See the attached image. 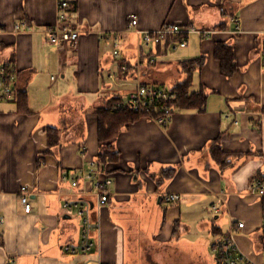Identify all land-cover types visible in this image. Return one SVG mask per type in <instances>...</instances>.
Listing matches in <instances>:
<instances>
[{
	"label": "crops",
	"instance_id": "obj_1",
	"mask_svg": "<svg viewBox=\"0 0 264 264\" xmlns=\"http://www.w3.org/2000/svg\"><path fill=\"white\" fill-rule=\"evenodd\" d=\"M71 2L70 17L81 36L75 48H58L44 32L58 22L57 0H0V59L14 65L30 109L22 113L14 100L0 102V264H138V248L130 242L151 236L161 247L173 244L209 264L203 255L208 242L200 236L206 230L211 248L218 234L234 233L239 249L261 264L263 206L250 185L264 175V68L258 53L264 0ZM133 14L140 30L180 25L194 31L185 47L150 51L157 59L150 64V52L140 51L139 36L129 29ZM231 14L240 17L241 32H234ZM20 22L30 28L16 32ZM206 30L208 36L200 32ZM114 36L120 57L113 55ZM220 41L236 50L237 70L230 77L222 74L214 55ZM201 55L207 61L195 71L191 90H205L206 109H176L166 126L141 116L124 127L113 142L118 158L106 163L113 183L102 207L83 180L73 187L72 178L81 176L102 149L96 111L114 97L125 98L138 82L174 89L185 79L180 63ZM116 66L114 79L110 74ZM214 145L229 154V164L215 161ZM171 168L173 175L159 182ZM23 185L31 190V213L21 204ZM81 194L94 202L95 245L71 253L63 245L80 243L82 222L64 202ZM165 194L180 199L167 201ZM215 203L221 206L215 219H224L210 227L202 212L208 208L209 213ZM238 222L245 226L238 228Z\"/></svg>",
	"mask_w": 264,
	"mask_h": 264
},
{
	"label": "built area",
	"instance_id": "obj_2",
	"mask_svg": "<svg viewBox=\"0 0 264 264\" xmlns=\"http://www.w3.org/2000/svg\"><path fill=\"white\" fill-rule=\"evenodd\" d=\"M58 2V22L49 28L45 29V34L51 44L58 48L71 47L75 48L79 42L81 32L77 29L75 22L70 17L71 0H57ZM221 11L227 13L226 7L222 6ZM229 21L236 24L234 32H241L240 17L231 14ZM27 22L17 23L14 27L16 32L29 29ZM129 29L136 32L139 36L140 51H153L157 46H165L167 51L173 52L179 47L187 45V35L194 31V29L183 28L180 25H165L157 30H140L138 28V18L135 14L130 16ZM1 32V29H0ZM204 36H208L210 31H200ZM115 49L113 55L120 57L122 51L120 50L117 36H114ZM258 53L260 62L264 68V33L261 34L258 42ZM141 55V53H140ZM148 63L155 64L156 56L154 53H148ZM121 69L124 72L129 71V66L122 65ZM119 66H116L110 77L116 78L119 72ZM53 78H55L53 76ZM18 80L14 65L8 59H0V102L15 100L19 91ZM177 99V93L173 89H164L162 87L151 86L142 82H138L133 90H131L125 98L117 103V108H128L134 112L141 113L144 116L156 121L162 126H166L170 121L171 116L176 110L173 102ZM88 184L86 190L94 193L97 197V204L99 207L105 205L110 199V186L113 180L106 174V162H100L97 159L88 161V168L84 169L81 176H74L72 178V186L80 187L81 181ZM250 191L256 194L263 206V222L260 229V242L257 249L263 256L264 264V175L255 179L250 185ZM21 204L26 213L33 211V205L30 200L31 190L27 185H23L19 191ZM90 194V193H88ZM167 201H176L180 199L178 194H165ZM93 200L87 195L81 194L75 199H68L64 202V208L71 211L76 209L81 217L82 233L79 244L74 242H67L63 248L71 253L78 251H89L94 248V241H92V230L94 224L91 221L90 211L92 209ZM215 213L220 212L221 206L215 203L211 206ZM4 223V217L0 215V224ZM244 222H238L237 227L243 228ZM213 256L216 264H260L256 263L248 256H246L238 247L234 233L218 234L212 244ZM13 261L10 260V264Z\"/></svg>",
	"mask_w": 264,
	"mask_h": 264
},
{
	"label": "trees",
	"instance_id": "obj_3",
	"mask_svg": "<svg viewBox=\"0 0 264 264\" xmlns=\"http://www.w3.org/2000/svg\"><path fill=\"white\" fill-rule=\"evenodd\" d=\"M71 9H73V4L71 2ZM215 57L220 61L221 72L226 77L232 76L237 70L236 63V50L235 47L225 43L217 42L215 44L214 50ZM207 61L205 55L193 58L180 63V70L185 75V79L178 83L173 89L177 93V99L173 102L176 109H197L198 111H204L207 105L208 94L205 90L201 89L198 91H192L191 86L193 83V76L195 71L201 70ZM28 93L26 90L20 89L15 97V103L17 105V110L22 113H29V103H28ZM122 98L114 97L105 107H101L96 111L98 115V138L101 147H104V151L98 155V160L100 162H114L118 158V153L114 149V138L120 133V131L126 127L128 124L134 122L139 117L144 116L141 113L134 112L128 108H117V103L121 101ZM55 130H57L55 128ZM53 131V130H52ZM54 132H49V144L54 146L56 143L53 135ZM212 154L215 161L225 166L230 163V156L226 152H223L220 146L214 145L212 148ZM174 168L163 171L160 181H165L167 178L173 175Z\"/></svg>",
	"mask_w": 264,
	"mask_h": 264
},
{
	"label": "rangeland",
	"instance_id": "obj_4",
	"mask_svg": "<svg viewBox=\"0 0 264 264\" xmlns=\"http://www.w3.org/2000/svg\"><path fill=\"white\" fill-rule=\"evenodd\" d=\"M178 55L179 53H176L173 56V58L178 57ZM159 87H162L164 89H169V86L167 85L165 86L160 85ZM102 150L103 151L105 150L104 147H102ZM209 211L210 212L208 213V208L204 210L202 212V217L205 223L209 224L210 227L212 226L213 223L217 221H223L224 218L222 215L221 218L215 219L217 214H215V212L212 211L210 205H209ZM201 226L206 228V224H201ZM200 236H203V239L208 242V243L205 242L208 248L207 253L203 254L205 256V259L207 260L206 262L209 264H216L214 260L212 248L210 247V244L212 242V237L209 236V232H207V230L206 232H202ZM156 240L157 239L154 238L153 236L147 237L146 241H143L142 238L140 239V241L137 242L131 240L130 245H133L138 248V250L135 251L137 253H135L134 255V258H137L138 260V264H200L199 258L194 256V254H190L189 252L180 250L177 247H175L173 244L170 247H161L156 244ZM159 242H163V240H159ZM157 251H159L160 253ZM157 253H159L160 256H158ZM257 253L259 254L260 252L257 251ZM136 255H138L139 257ZM190 261L191 263H189Z\"/></svg>",
	"mask_w": 264,
	"mask_h": 264
},
{
	"label": "water",
	"instance_id": "obj_5",
	"mask_svg": "<svg viewBox=\"0 0 264 264\" xmlns=\"http://www.w3.org/2000/svg\"><path fill=\"white\" fill-rule=\"evenodd\" d=\"M94 206V203H92V207Z\"/></svg>",
	"mask_w": 264,
	"mask_h": 264
}]
</instances>
